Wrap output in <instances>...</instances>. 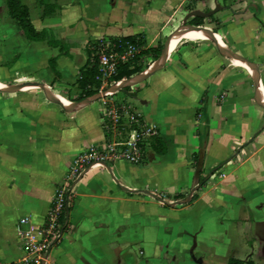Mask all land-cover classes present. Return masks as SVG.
I'll return each instance as SVG.
<instances>
[{
	"label": "crops",
	"instance_id": "0c3cea01",
	"mask_svg": "<svg viewBox=\"0 0 264 264\" xmlns=\"http://www.w3.org/2000/svg\"><path fill=\"white\" fill-rule=\"evenodd\" d=\"M23 1L34 28L66 50L26 39L0 0V261L31 257L16 224L26 217L41 225L56 188L69 184L61 236L45 264H226L230 256L264 264V0ZM51 3L56 12L42 16ZM215 5L197 29L194 16L185 19ZM185 28L202 34L180 37L133 97L166 152L91 163L71 179L74 160L108 142L105 99L74 100L90 44L137 35L144 47L161 43L162 53ZM164 86L181 105L187 92L192 120L182 125L151 108V91ZM188 136L187 158L176 165L177 142Z\"/></svg>",
	"mask_w": 264,
	"mask_h": 264
},
{
	"label": "built area",
	"instance_id": "2783aa9c",
	"mask_svg": "<svg viewBox=\"0 0 264 264\" xmlns=\"http://www.w3.org/2000/svg\"><path fill=\"white\" fill-rule=\"evenodd\" d=\"M137 51L135 45L126 44L119 49L111 41H101L94 55L98 61L99 79L104 76L110 77L115 73L118 61H125ZM157 129L150 125L144 127L141 131L131 130L128 139L125 142H112L108 149H89L80 154L73 163L70 171L71 179L76 178L82 170L91 163L103 162L107 159H126L132 163L141 162L144 157L142 144H149L157 137ZM69 184L56 188L54 197L46 212L45 219L41 225L34 226L28 218H22L16 224V233L23 242L24 249L31 254L26 261L19 262H1L0 264H45L47 254L51 246L56 243L62 231L61 219L67 213L69 206Z\"/></svg>",
	"mask_w": 264,
	"mask_h": 264
},
{
	"label": "rangeland",
	"instance_id": "374dc122",
	"mask_svg": "<svg viewBox=\"0 0 264 264\" xmlns=\"http://www.w3.org/2000/svg\"><path fill=\"white\" fill-rule=\"evenodd\" d=\"M94 44L95 41L90 44V48L93 47ZM56 53V49H52V54L54 55ZM130 57H132V55L128 56L124 60L126 61ZM151 62L152 61L149 55L141 58L138 63L141 67L145 68L143 69V71L145 70V74H137L132 78H129L128 81L119 83L118 86L115 85L118 81H114L112 77L107 78V76H104L102 80L98 79L100 81V85L97 90L99 96L96 99H105V116L107 117V121L105 123L108 127V142L105 147L106 149L109 148L110 143H112L113 141L125 142L128 139L131 130H136L137 132H139L144 127H149L152 124L151 122L146 121V117L142 110H138V108L140 107L139 102L136 99H133L134 95H136L140 89L139 86H136L138 85L137 83L140 82L142 85V81L143 79H145L144 77L148 74L151 69L155 68V66H153L155 61L152 63ZM166 88L167 87L165 86L163 88L155 87L154 91H151L149 97L147 96L149 98L151 108H154L155 111L157 109L159 116L165 118L166 120L177 117L181 121L182 125H184L185 119L187 121L192 120V114H190L187 107L185 106L187 101V92H181L178 95V101L182 103L181 105L172 98V93L169 92ZM93 104L95 108L97 107L99 110L103 109V106L101 105L99 100L94 102ZM198 111L199 109L196 108L194 114L195 118H197ZM178 115L181 116L178 117ZM196 125L197 124L195 122H189L188 125V130H191L194 135L197 134ZM185 140L186 141L182 140V138L180 137L179 141L177 142L176 152L174 153L175 156L173 157V161L176 165L178 163H184V160L187 158V145L192 144L191 136H188V138H185ZM223 143L224 141H222V144ZM193 146L194 147L192 148L193 152L191 154V158L192 166L195 167L200 164L201 150L198 148L197 142L194 143ZM141 148L144 154H147L152 151L151 146L149 144H142ZM93 149L96 150L99 148L94 147ZM233 151L231 152L233 153ZM190 172L193 176L195 175V173L198 172V169H191ZM173 183L175 185H178L179 182L174 179ZM240 254L241 253L239 252L233 253V255L235 256H242Z\"/></svg>",
	"mask_w": 264,
	"mask_h": 264
},
{
	"label": "trees",
	"instance_id": "16d2710c",
	"mask_svg": "<svg viewBox=\"0 0 264 264\" xmlns=\"http://www.w3.org/2000/svg\"><path fill=\"white\" fill-rule=\"evenodd\" d=\"M7 7L8 15L15 20L19 29L22 31L24 37L30 41H40L45 42L52 47H57L60 52L66 50V45L62 40L54 39L50 37L45 30L37 31L30 19L29 10L27 5L23 0H5ZM57 6L53 3L44 4L42 10V16L52 15L56 12ZM202 19L199 17L192 18L189 23L194 26H200ZM111 42L115 45L116 48H120L126 44L135 45L137 51L132 54L126 61H118L116 65V70L113 75L110 77L114 81H120L122 79L127 80L131 76L140 73L144 67H141L138 61L149 55L151 61L159 58L163 45L161 43L156 44L151 47H144V41L141 37L137 35H126L111 38ZM97 43L93 47L88 49V62L80 69V74L76 80L77 87L79 89L78 95L74 98L75 101H81L89 96L97 93V90L100 85L99 79V68L98 61L94 55V51L97 47ZM49 66L55 74V78L58 77V72L55 68V59L51 57L49 59ZM151 148L157 154H164L166 152V144L160 137H155L151 141ZM226 264H252L250 261H243L239 258L230 256Z\"/></svg>",
	"mask_w": 264,
	"mask_h": 264
},
{
	"label": "bare ground",
	"instance_id": "6f19581e",
	"mask_svg": "<svg viewBox=\"0 0 264 264\" xmlns=\"http://www.w3.org/2000/svg\"><path fill=\"white\" fill-rule=\"evenodd\" d=\"M201 34H202V32H197V31H194L193 29L192 30L191 29H184V30L174 34V36L167 43V45H166L165 49L163 50V52L160 54L159 60L155 61L153 66L157 67V66H159V65H161L162 63L165 62L167 56L169 55L170 51L174 48L176 42L179 40L180 37H182V36L193 37L195 35H201ZM142 73H143L142 75H144L145 74V70ZM142 75H140V76H142ZM135 80H136V78H135ZM123 82H125V81H122V82L118 81L116 85L118 86L119 83H123ZM50 95H52L54 97H59V96L51 94V93H50ZM260 97L262 99H264V93L263 92H261ZM61 101H63L64 103H67L62 98H61ZM71 105H73V104H71ZM79 105H82V104H79Z\"/></svg>",
	"mask_w": 264,
	"mask_h": 264
},
{
	"label": "water",
	"instance_id": "95a60500",
	"mask_svg": "<svg viewBox=\"0 0 264 264\" xmlns=\"http://www.w3.org/2000/svg\"><path fill=\"white\" fill-rule=\"evenodd\" d=\"M219 8H220V6L216 5L213 9H210L207 11H200L198 9H194V10L189 11L185 15V19L188 18L189 16L207 18V17L211 16L212 14H214ZM192 28L197 29L198 27L193 26ZM38 85L43 88V85H41V84H38Z\"/></svg>",
	"mask_w": 264,
	"mask_h": 264
}]
</instances>
